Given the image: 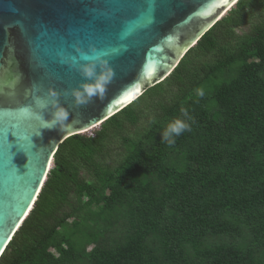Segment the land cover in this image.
<instances>
[{"label": "trees", "instance_id": "16d2710c", "mask_svg": "<svg viewBox=\"0 0 264 264\" xmlns=\"http://www.w3.org/2000/svg\"><path fill=\"white\" fill-rule=\"evenodd\" d=\"M255 8H264V0H238L162 82L147 84L93 136L73 135L60 144L53 167L0 264H73L79 258L89 264H186L185 247L197 245L209 234L225 235L230 241L202 252L203 264H253V255L264 250V20L247 23ZM209 54L214 61L195 71L193 56ZM233 66L236 75L211 95L192 96L204 80ZM166 86L177 96H162ZM154 97L164 102L157 105L169 123L180 119L190 130L169 145L163 139L168 125L153 126L145 141L136 148L130 145L119 167L109 171L105 157L111 154L110 131L133 123L139 117L137 104ZM169 149L182 150L186 160L182 168L164 164ZM81 168L93 178L86 179ZM148 172L161 182L159 192L153 193L139 180ZM83 197L101 204L99 216L115 214L126 201L125 219L132 231L114 247L96 243L99 231L90 233L94 246L85 253L84 246L73 243L79 230L76 221L73 231L53 244L58 257L48 254L46 246L83 206ZM91 225L97 224L92 220L87 227L93 229ZM243 226L249 236L240 247L236 241ZM146 236L153 239L149 247L143 245Z\"/></svg>", "mask_w": 264, "mask_h": 264}, {"label": "water", "instance_id": "95a60500", "mask_svg": "<svg viewBox=\"0 0 264 264\" xmlns=\"http://www.w3.org/2000/svg\"><path fill=\"white\" fill-rule=\"evenodd\" d=\"M237 1L0 0V96L18 104L0 108V256L60 144L162 82ZM105 71L112 75L103 94L89 97L85 87ZM58 109L67 113L62 122L54 119Z\"/></svg>", "mask_w": 264, "mask_h": 264}, {"label": "rangeland", "instance_id": "374dc122", "mask_svg": "<svg viewBox=\"0 0 264 264\" xmlns=\"http://www.w3.org/2000/svg\"><path fill=\"white\" fill-rule=\"evenodd\" d=\"M262 20H264V8H255L248 13L247 23L249 26L255 25L256 23L261 22ZM236 32L238 33L239 30ZM191 47L192 46H189L188 48L190 49ZM187 49L184 50L181 59L188 52ZM214 59L215 57L210 54L206 56L194 55L192 58V61L194 62L192 64V68L196 69L195 71H198L197 69H199L200 66L205 63H210L214 61ZM235 75L236 69L234 66L230 69H224L214 75H211L192 91V96L207 97L211 95V93L214 92V90L218 88L220 84L225 83ZM167 87L168 86L164 88V93L162 94V96H164L165 98H170L174 96L176 97V94H178V92L175 89H169L170 87ZM201 91L203 92V95L199 94ZM153 99L154 100L141 101L137 104L135 113L139 117H136L137 119L133 123L125 122L122 126H119L115 130L110 131V136L113 142L110 145L111 154L105 157V162L110 166L109 171L111 169L116 170L119 167V165L123 162L124 158L127 156L129 152L128 147L130 145L134 144V147L136 148L140 142L145 141L146 134L149 133V130L153 128V126L166 127L169 124V118H165V116L162 114L161 107H158L157 105L163 102L161 101V97H154ZM99 129L100 125L91 128L87 131H84L82 135L93 136L94 133L99 131ZM124 137H128L130 141L124 142ZM109 144V142L106 143V145ZM182 153V150L179 149H169L165 152V156L163 158L164 164H166V166L170 168H182L186 163V160L185 158H183ZM52 167L53 162L50 169ZM81 174L88 180H91L93 178L86 168H81ZM139 180L144 184H148L150 186V190L153 193L159 192V190L162 188L161 182L156 179L155 174H153L152 172L145 173L140 177ZM97 186L101 187L102 185L98 183ZM102 189L103 188H101V190ZM104 192L108 194L109 188H105ZM82 203L83 206L80 207L79 211L67 221V225L58 229L57 235L54 236L49 242V244L46 246V252L48 254L54 257H58V252L53 244L55 242H62L63 239L61 238H63L64 235H68L73 231L72 226L76 221L79 222V226L77 227L79 230H77L76 232V237H72L73 243L75 247L84 246L85 253H89L94 246V243L92 242V237H88V235L90 236V233L99 231L94 238L96 240V243H99L102 247H114L116 244L123 243L125 241L126 235L128 236L129 233L132 231L125 219V215L127 214L126 210L128 208L126 201L121 202L116 207L117 212L115 214H113L114 212H111L109 215L103 216L98 215V211L100 209L101 204L95 202L94 199H91L90 201L87 197H83ZM88 210H90V212H92L93 214H88ZM106 216H108L107 219ZM88 218H90L91 221L93 220L95 224H97L91 225L93 229L95 226H97L95 230L87 227L88 223L90 224L91 222H88ZM84 220H87V225H85ZM102 235H104V237H101ZM248 236V231L243 226L241 229V236L236 241L237 245H239L240 247H244L247 244ZM98 239H100L101 241H98ZM229 241L230 239L225 235L217 236L209 234L205 238L200 240L197 245L192 244L191 246H186L183 254V256L187 260L186 264H203V258L201 255L202 252L223 245ZM152 244L153 239L151 238V236H146L143 239V245H145L146 247H149ZM73 264L89 263L84 258H79L75 260ZM253 264H264V250L259 249L253 255Z\"/></svg>", "mask_w": 264, "mask_h": 264}, {"label": "clouds", "instance_id": "9594fccd", "mask_svg": "<svg viewBox=\"0 0 264 264\" xmlns=\"http://www.w3.org/2000/svg\"><path fill=\"white\" fill-rule=\"evenodd\" d=\"M84 72L87 76L92 75V69L91 68H85ZM112 73L105 71L103 74L99 75L95 82L93 84H89L85 87L84 92L91 97L94 94H103L104 87L107 82H109L110 77ZM4 85L11 89L14 87L15 81L13 80H6L3 82ZM200 95H203V92L201 91L199 93ZM77 99L80 102H84V97L81 93H77ZM187 114V113H185ZM67 113L63 109H58L54 113V119L57 122H62L66 119ZM190 130V125L188 123H185L184 121L180 119H175L172 122L168 124L166 129L163 132V139L164 141L169 144L173 145L175 144V138L179 137L183 132Z\"/></svg>", "mask_w": 264, "mask_h": 264}, {"label": "snow or ice", "instance_id": "6c2138e0", "mask_svg": "<svg viewBox=\"0 0 264 264\" xmlns=\"http://www.w3.org/2000/svg\"><path fill=\"white\" fill-rule=\"evenodd\" d=\"M17 107H18V104L15 102V100L0 96V108H3L8 112H12ZM31 124L32 122L25 121V126H31Z\"/></svg>", "mask_w": 264, "mask_h": 264}, {"label": "bare ground", "instance_id": "6f19581e", "mask_svg": "<svg viewBox=\"0 0 264 264\" xmlns=\"http://www.w3.org/2000/svg\"><path fill=\"white\" fill-rule=\"evenodd\" d=\"M139 94H140V93H139ZM136 97H137V96H135L133 99H131L130 101H128V102L125 103L124 105H126V104H128L129 102L133 101ZM50 166H51V159H50L49 162H48V165H47V171H46V173H45V176H46V174H47V172H48ZM45 176H44V178H45ZM44 178H43V180H44ZM41 187H42V185L40 184V186H39V188H38V192H37V194L35 195V197L38 195L39 190H40ZM35 199H36V198H35Z\"/></svg>", "mask_w": 264, "mask_h": 264}]
</instances>
